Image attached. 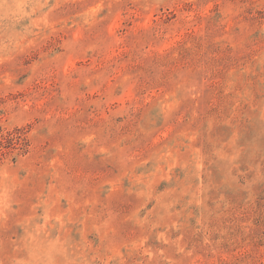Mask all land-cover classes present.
Returning <instances> with one entry per match:
<instances>
[{
    "label": "rangeland",
    "instance_id": "374dc122",
    "mask_svg": "<svg viewBox=\"0 0 264 264\" xmlns=\"http://www.w3.org/2000/svg\"><path fill=\"white\" fill-rule=\"evenodd\" d=\"M0 264H264V0H0Z\"/></svg>",
    "mask_w": 264,
    "mask_h": 264
}]
</instances>
